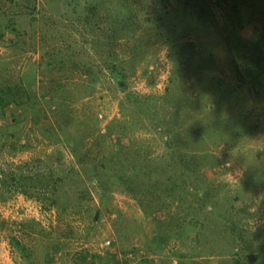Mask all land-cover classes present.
<instances>
[{
    "label": "rangeland",
    "instance_id": "rangeland-1",
    "mask_svg": "<svg viewBox=\"0 0 264 264\" xmlns=\"http://www.w3.org/2000/svg\"><path fill=\"white\" fill-rule=\"evenodd\" d=\"M260 36L264 0H0V173L44 189L0 184V264H264Z\"/></svg>",
    "mask_w": 264,
    "mask_h": 264
},
{
    "label": "trees",
    "instance_id": "trees-1",
    "mask_svg": "<svg viewBox=\"0 0 264 264\" xmlns=\"http://www.w3.org/2000/svg\"><path fill=\"white\" fill-rule=\"evenodd\" d=\"M231 11L233 13H237L238 8H237V4L234 2L232 3L231 6ZM229 17H232L233 15H231V13H227ZM14 23V19L10 18L8 19V25L12 28L13 31H15L17 28L15 27ZM11 30V31H12ZM122 31V30H119ZM131 37V35L129 36ZM262 37L260 36V38L258 39V41H253V49H249L248 47L246 48V52L244 54V56L247 59H250L249 61V65L246 67V74L245 77L248 79L247 82L251 85H254L256 83H258L260 80V76H262V74L264 73V65H263V61H262V57L261 55H259L258 53L254 52H261L260 48H263V43H262ZM131 39V38H130ZM171 42H175L174 40H172ZM226 44H227V49L229 52H231V54H233L234 52H236V47H233L232 44V40L230 39L229 36L226 37ZM262 44V45H261ZM249 50H251L250 52H248ZM254 50V51H253ZM240 52V51H239ZM238 54V53H237ZM263 56H264V52H262ZM115 69V67H114ZM115 70H113V76L115 78L116 81L119 82V84H121L122 89H124V87L126 86L125 83H122L123 79H121V77L118 74H115ZM241 80H245L244 78H242ZM124 82V81H123ZM8 102V101H7ZM7 102H2L1 103V110H3V107H5ZM133 171V170H132ZM43 176L37 174V175H28L25 174L19 170L16 171H7V172H3L0 173V184L5 185L7 187H13L14 189H18L21 193L29 196V197H35L37 199L40 198V194H42L44 192L43 189V182H42V178ZM202 197V196H201ZM18 243V242H17ZM24 247L21 246V249H23ZM254 260V259H253Z\"/></svg>",
    "mask_w": 264,
    "mask_h": 264
}]
</instances>
